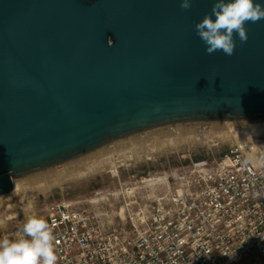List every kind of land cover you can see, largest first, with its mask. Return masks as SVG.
Segmentation results:
<instances>
[{
	"label": "water",
	"instance_id": "obj_1",
	"mask_svg": "<svg viewBox=\"0 0 264 264\" xmlns=\"http://www.w3.org/2000/svg\"><path fill=\"white\" fill-rule=\"evenodd\" d=\"M215 2L0 0V194L152 128L264 119V19L207 54Z\"/></svg>",
	"mask_w": 264,
	"mask_h": 264
},
{
	"label": "built area",
	"instance_id": "obj_2",
	"mask_svg": "<svg viewBox=\"0 0 264 264\" xmlns=\"http://www.w3.org/2000/svg\"><path fill=\"white\" fill-rule=\"evenodd\" d=\"M262 157L259 147L235 144L196 160L173 188L145 199L130 193L125 219L108 225L91 207L50 202L42 218L53 228L56 264H238L251 253L264 258Z\"/></svg>",
	"mask_w": 264,
	"mask_h": 264
},
{
	"label": "rangeland",
	"instance_id": "obj_3",
	"mask_svg": "<svg viewBox=\"0 0 264 264\" xmlns=\"http://www.w3.org/2000/svg\"><path fill=\"white\" fill-rule=\"evenodd\" d=\"M254 121H264V119L213 120L156 127L113 141L61 164L23 176L15 181L16 188L13 192L6 196L0 195V221L3 222L0 237L15 238L28 217L23 212L24 205H30V212L42 217L50 202L67 201L95 209L102 215V220L107 225L110 221L117 222L125 219L126 201L130 197L126 188H132L133 194L145 199L147 195L173 188L176 178L187 173L194 161L219 156L232 145L242 144L249 150L259 147L264 151V134L260 136L245 134L246 131H253L255 128V130L258 128L257 131H264V122ZM163 144L166 146L157 150ZM108 156L110 157L108 160L114 164H108L103 170L94 173L97 167L103 166L102 160ZM84 164L88 166L84 167ZM75 165L78 168L83 167L81 171L85 170L88 174L76 177ZM65 170L73 172L64 178L59 174ZM162 177L163 180L160 179ZM48 180H54V185L48 190H42L38 183H47ZM146 180L150 181L146 182ZM95 199L98 202H95L97 201ZM16 213L23 218L22 216L14 217V219L6 217L8 214ZM259 263L264 264V258L251 253L248 258L238 264Z\"/></svg>",
	"mask_w": 264,
	"mask_h": 264
},
{
	"label": "clouds",
	"instance_id": "obj_4",
	"mask_svg": "<svg viewBox=\"0 0 264 264\" xmlns=\"http://www.w3.org/2000/svg\"><path fill=\"white\" fill-rule=\"evenodd\" d=\"M180 7L188 10L191 0H181ZM215 17V19H213ZM264 19V5L254 0H216L211 14L195 24L198 37L207 54L222 51L226 56L235 52L236 40H248L246 23ZM264 166V157L260 160ZM31 206H29L30 210ZM3 222L0 221V228ZM53 228L42 217L28 215L15 238L0 237V264H56Z\"/></svg>",
	"mask_w": 264,
	"mask_h": 264
},
{
	"label": "bare ground",
	"instance_id": "obj_5",
	"mask_svg": "<svg viewBox=\"0 0 264 264\" xmlns=\"http://www.w3.org/2000/svg\"><path fill=\"white\" fill-rule=\"evenodd\" d=\"M254 122H256V123H260V122H264V121H254ZM171 127H173V126H171ZM170 127V128H171ZM176 127V126H175ZM252 129V128H251ZM256 129V128H255ZM253 130V131H250L249 130V132L248 131H246V136H252V135H261V134H264V131H257L258 130V128H257V130ZM260 129V128H259ZM170 131V130H169ZM173 131V130H172ZM224 132V131H223ZM243 132V131H242ZM242 132H241V134H242ZM230 133V132H229ZM170 134V133H169ZM178 134V133H177ZM180 134V133H179ZM211 134V133H210ZM207 135L209 136V134L207 133ZM210 136H213V135H210ZM221 136V135H220ZM240 137H241V135H240ZM256 137V136H255ZM258 137V136H257ZM213 138V137H212ZM224 138V137H223ZM214 139V138H213ZM213 143V142H212ZM166 146V144H163V145H161L160 147H158L157 148V150H161L162 148H164ZM112 151V150H111ZM261 151H262V149H261ZM109 153V152H108ZM114 153V152H113ZM262 154L264 155V151H262ZM107 155V154H106ZM105 158V157H104ZM110 157L108 156V157H106L104 160H102V165L103 166H99V168L97 167L95 170L96 171H94V173H97V172H99L100 170H103V168H105L106 167V165H113L114 163H112V161H110V160H108ZM103 159V158H102ZM101 160V159H100ZM141 160V159H140ZM99 162V161H98ZM114 162V161H113ZM117 162V161H116ZM88 164V163H87ZM90 164V163H89ZM92 164V163H91ZM79 165V164H78ZM77 165H75V167H76ZM86 165L84 164V167H85ZM88 166V165H87ZM86 166V167H87ZM72 167V166H71ZM79 167H80V165H79ZM82 168L83 167H81V168H78V167H76V169L74 170V171H77V174L75 175L76 177L77 176H80L81 174H86L87 172H85V170H84V172H82L81 170H82ZM71 169V168H70ZM80 171V172H79ZM88 171V170H87ZM90 171V170H89ZM71 172H73L72 170H65V171H63V172H61L59 175L60 176H62V177H64V178H67L68 177V175L71 173ZM88 174V173H87ZM59 176V177H60ZM57 178H58V176H57ZM158 179V178H157ZM161 180H163V177L162 178H160ZM164 179H165V177H164ZM17 179H15L14 180V187L16 188V181ZM151 180H152V178H151ZM54 181V180H53ZM53 181L51 180V181H47V183H45V182H43V183H38V185L41 187V189L42 190H48V189H50L51 188V186H53L54 185V183H53ZM147 181H150V180H146V182ZM154 181V180H153ZM153 181H151L152 183H154V182H156V180L153 182ZM159 181V180H158ZM150 182V183H151ZM145 183V182H144ZM151 183V184H152ZM15 189H13L12 191H10V192H8V193H5V194H0V195H4V196H6L7 194H9V193H11V192H13ZM126 190H127V192H129V193H132L133 192V189L132 188H129V189H127L126 188ZM127 194V193H126ZM98 195V194H97ZM99 196H101V195H99ZM104 196V195H103ZM102 196V197H103ZM101 198V197H100ZM105 198V197H104ZM22 199H24V198H22ZM98 199V198H97ZM97 199H95V200H97ZM103 199V198H102ZM99 200V199H98ZM98 200L97 201H95V202H98ZM94 201V200H93ZM22 202H23V200H22ZM30 203V202H29ZM23 205V204H22ZM29 206L30 205H24L23 207H22V209H25V210H23V212H25L26 213V215L28 216V215H31L32 214V211L30 212V210H28L29 209ZM124 209V208H123ZM123 211V210H122ZM23 215H25V214H23ZM25 215V216H26ZM22 215H19V214H12V215H6V217H8L9 219L10 218H13L14 219V217H16V218H19V217H21ZM123 216V215H122ZM22 218H23V216H22Z\"/></svg>",
	"mask_w": 264,
	"mask_h": 264
}]
</instances>
